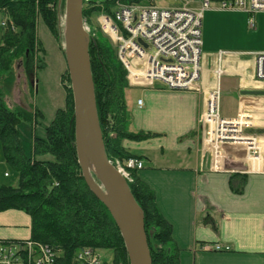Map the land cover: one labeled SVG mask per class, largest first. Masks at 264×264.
Wrapping results in <instances>:
<instances>
[{
  "label": "crops",
  "instance_id": "obj_1",
  "mask_svg": "<svg viewBox=\"0 0 264 264\" xmlns=\"http://www.w3.org/2000/svg\"><path fill=\"white\" fill-rule=\"evenodd\" d=\"M249 19L250 15L242 11L205 12L197 88L172 90L157 84L140 87L134 102L127 95L130 129L154 136L140 142H123V146L144 163L137 177L155 193L161 214L173 228L180 264H264V170L251 169L247 149L241 144L224 145L225 160L216 167L213 151L203 143L199 123L209 93L219 87L236 106L223 110L222 118L235 119L242 113L252 117V131L258 135L264 162V97L241 94L262 89L255 68L256 55L264 52V12L256 15L254 27ZM257 36L260 40L247 43V38ZM46 53L45 49V60ZM64 60L55 81L63 107ZM17 71L13 90L17 99L13 103L8 98L9 107H33L43 113L36 104L27 102L24 89L29 80L20 66ZM7 167L0 143V187L10 177L5 172ZM25 215L18 210L0 212V240L30 239L31 218ZM14 218L17 222H11ZM217 245L224 250L205 249Z\"/></svg>",
  "mask_w": 264,
  "mask_h": 264
},
{
  "label": "trees",
  "instance_id": "obj_2",
  "mask_svg": "<svg viewBox=\"0 0 264 264\" xmlns=\"http://www.w3.org/2000/svg\"><path fill=\"white\" fill-rule=\"evenodd\" d=\"M151 4L153 0H84L83 17L90 28L89 53L97 110L110 161L141 157L123 142H140L154 134L133 132L127 95L131 86L118 50L105 35L98 18L114 19L117 2ZM213 2L219 0H211ZM59 0H0V12L10 16L15 30L4 28L0 40V142L7 164L18 176L15 187H0V212L23 211L31 218V238L47 244L59 254L60 264H75L81 249L109 251L110 264H130L121 233L105 205L91 192L81 171L75 146L74 100L68 70L64 74L66 104L51 122L44 113L12 108L7 99L17 80V68L28 80L43 67L45 48L38 37L43 23L61 43ZM59 7V8H60ZM63 55L64 52L62 51ZM23 122L31 126L33 138L27 154L19 134ZM128 182L145 216V231L153 264H180L173 228L161 214L155 193L132 172Z\"/></svg>",
  "mask_w": 264,
  "mask_h": 264
},
{
  "label": "built area",
  "instance_id": "obj_3",
  "mask_svg": "<svg viewBox=\"0 0 264 264\" xmlns=\"http://www.w3.org/2000/svg\"><path fill=\"white\" fill-rule=\"evenodd\" d=\"M172 1L173 5L169 7H159L154 3L128 5L119 1L114 19L102 17L101 26L116 45L119 60L133 86L154 87L160 84L172 90L197 88L201 76L204 13L211 9L242 11L250 15L249 23L254 27L256 15L264 12V0ZM11 29L15 27L12 25ZM255 77L264 89V52L256 55ZM220 98L219 87L209 93L206 109L199 120L203 143L213 151L215 166L220 167L225 160L222 153L224 145L241 144L248 148L251 169L264 170L257 138L246 131L254 126L252 117L242 113L235 119L222 118ZM116 167L128 181L133 182L132 172L143 169L144 164L138 158H129L124 162L116 161ZM205 249L211 250V247ZM214 250L223 248L217 245ZM0 264L60 263L59 254L52 247L28 239L0 240ZM75 264L103 262L97 251L86 248L79 250Z\"/></svg>",
  "mask_w": 264,
  "mask_h": 264
},
{
  "label": "water",
  "instance_id": "obj_4",
  "mask_svg": "<svg viewBox=\"0 0 264 264\" xmlns=\"http://www.w3.org/2000/svg\"><path fill=\"white\" fill-rule=\"evenodd\" d=\"M60 1V5L62 0ZM84 0H65L60 24L63 52L74 100L75 146L83 178L105 205L123 238L130 264H153L145 216L128 181L109 160L100 126L89 53L90 34L83 17ZM244 96L264 97V90Z\"/></svg>",
  "mask_w": 264,
  "mask_h": 264
},
{
  "label": "rangeland",
  "instance_id": "obj_5",
  "mask_svg": "<svg viewBox=\"0 0 264 264\" xmlns=\"http://www.w3.org/2000/svg\"><path fill=\"white\" fill-rule=\"evenodd\" d=\"M156 5L159 7H169L173 5V1L172 0H156ZM59 7H58L59 23L63 26L64 10H62L61 7L60 8ZM230 18L226 17L225 19H230ZM10 20H11L10 16H8L7 14L3 12H0V39L3 36L4 30H5L4 27L2 26V23L8 22ZM98 21L101 26V21H102L101 16L98 18ZM85 24L88 28V31H90V28L86 22ZM105 35L109 37L107 33H105ZM38 37L40 38V40H42L44 47L47 51L45 66L44 68H40L39 70H37L35 79H31L29 80V82H26L27 86H26V89L24 90L26 91L25 93H26L27 102L30 105L32 104V106L33 104H36L45 114V117H44L45 122H51L55 117L56 111L59 108H62L64 106L63 103H61L57 98V87H56V82H55L56 77L59 74V69L61 67V61L64 60L63 56L58 50L59 49L58 47H60L61 51H63V41L59 43V41L55 40V38L51 36L50 32L48 31V29L43 23H40L38 26ZM258 40H260L258 36L256 38L250 37V38H247V43L255 42ZM202 52H203V49H202ZM65 61L66 60H64V62ZM34 82H36V87L34 86ZM14 87H15V84H14ZM14 87L12 88V91L8 97L12 100L13 103H15L17 99L13 96ZM139 89L140 87H134L129 90V93H128L130 96L129 101L132 100V102H134L135 100H137V97L140 94ZM7 105H9L8 101H7ZM235 108L236 106L231 104L230 99H228L227 96L223 92L220 98V112H221L220 114L222 115L223 110H232ZM19 134H20V138L23 143V146L25 148V151L27 154H29L31 150V145H32L31 142L33 138V132H32L31 126L28 123L23 122L19 126ZM124 142L128 143L131 141L126 140ZM5 172H8V174H10V177L3 180V184L7 186L15 187L18 183L17 174L12 170V168L9 165L5 169ZM22 213H25V212L22 211ZM25 216L30 219L29 215H25ZM11 222H17V221H15V218H14ZM99 255L101 256L104 262H106L107 264L111 263L112 257H110L111 253L109 251H99Z\"/></svg>",
  "mask_w": 264,
  "mask_h": 264
}]
</instances>
